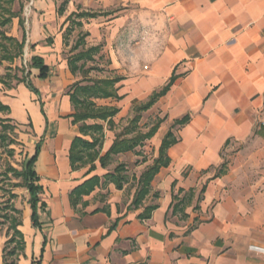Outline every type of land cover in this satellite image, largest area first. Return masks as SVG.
Here are the masks:
<instances>
[{
  "label": "crops",
  "instance_id": "0c3cea01",
  "mask_svg": "<svg viewBox=\"0 0 264 264\" xmlns=\"http://www.w3.org/2000/svg\"><path fill=\"white\" fill-rule=\"evenodd\" d=\"M63 2L36 0L29 20L26 46H35L31 57L50 68L46 78L31 70L38 93L23 83L0 84V101L10 109L0 115L30 127L27 159L41 143L34 164L40 226L29 195L16 264H264V254L249 249L264 248V0H70L61 13ZM82 12L97 17L82 19L83 27L67 35L68 18ZM82 34L85 46L75 51ZM10 36L21 40L23 30L21 39ZM96 47L94 60L106 61L105 78L119 79L122 98L97 101L119 109L112 129L103 123L101 155L133 119L134 107L173 83L141 115L143 133L161 121L155 135L105 169L95 161L91 171L90 163L70 161L73 141L83 135L68 94L82 73L73 74L68 61ZM18 61L0 65V75ZM169 132L177 139L167 151L169 165L135 209L137 179ZM113 162L131 175L121 190L105 183ZM93 177L100 185L74 204L72 191ZM152 205L150 218L141 219Z\"/></svg>",
  "mask_w": 264,
  "mask_h": 264
},
{
  "label": "trees",
  "instance_id": "16d2710c",
  "mask_svg": "<svg viewBox=\"0 0 264 264\" xmlns=\"http://www.w3.org/2000/svg\"><path fill=\"white\" fill-rule=\"evenodd\" d=\"M69 2L70 0H64L59 9L61 13L65 10V7ZM16 3H18L19 6L18 11L14 9ZM25 7L26 3L24 0H0V65L6 62L12 66L17 60L21 61L20 66H16L15 68L8 67L6 69V74L0 75V84L5 88H11L14 82L17 84L23 83L30 91L37 94L38 91L31 81V70L38 69L40 71V77L46 78L50 72V68L39 56H32L25 63L24 55L27 45L26 20L23 16ZM95 17H97V14L86 12L72 14L68 18L71 25L67 29V35H70L75 29H81L83 27V23L81 22L82 19ZM14 19L19 20V25L23 30V37L21 40L8 34V27L13 23ZM86 36V34L79 36L73 50L76 51L81 46L84 48ZM29 48L32 50L35 46H29ZM98 52L99 47H96L87 50L83 49L79 53L70 56L68 62L72 73H90L87 71L90 69H86V65L88 62L94 61V56ZM118 82L119 79L117 78L88 80L87 82L78 81L69 90L68 95L75 109L73 123H81L80 132L83 135V137H76L71 147L70 161L73 167L90 163V170L92 171L96 168L94 162L98 160L101 166L105 169L109 166L114 157L127 152H133L137 147L142 146L146 140L152 138L157 132L161 124L160 120L147 133H143L139 130L141 115L151 109L155 103L169 91L173 80H171L169 85L160 92L153 93L147 103L136 105L134 107L135 116L133 119L129 122L128 126L116 136L111 148L104 155H101L104 145L105 127L103 123L106 122L107 126L112 129L114 127L113 118L118 114L119 109L112 106H100L97 101L122 99L119 97L116 88ZM9 111V107L5 106L0 101V114L8 113ZM188 119L189 118L187 117L178 121L177 125L185 124ZM88 121H95V123L88 124ZM0 122V138L5 141L6 136L9 135L8 133H15V127L10 124V119H2ZM87 136H90L91 140L84 138ZM15 141V139H11L9 145L16 143ZM176 142L177 139L174 137L173 133L169 132L162 141L158 158H156L153 161V164L148 166L139 179H137V190L131 205L135 209L142 206L150 194L151 183L161 168L169 165L167 151ZM40 149L41 143L37 145L35 155L25 160L21 171L13 168L10 169V171H12L18 178L23 180V187L30 195L29 203L33 209L32 221L35 227L40 226L37 215V206L40 201L39 194L42 191V188L38 184L39 177L34 171V164ZM13 153L14 152H11V154ZM127 172L126 165L119 164L112 172H109L104 176L105 183H112L117 189L121 190L128 182ZM100 181L101 179L99 177H93L73 190L71 193L73 203L77 204L84 196L90 195L95 188L100 185ZM156 208L157 206L155 205L146 207L139 217L141 219L150 218L151 213ZM176 208H178V204L174 206V211H176ZM13 212L18 213L19 211L13 208ZM5 218L10 223L9 229L13 232V235L3 249V264H16V259L24 250L25 245L23 235L18 230V227L22 222L20 218L15 215L5 216Z\"/></svg>",
  "mask_w": 264,
  "mask_h": 264
},
{
  "label": "rangeland",
  "instance_id": "374dc122",
  "mask_svg": "<svg viewBox=\"0 0 264 264\" xmlns=\"http://www.w3.org/2000/svg\"><path fill=\"white\" fill-rule=\"evenodd\" d=\"M26 3V7L23 13V16L26 20V32L27 37H29V20L36 16L35 5L36 0H24ZM16 11L19 10L18 3H16L15 8ZM8 34L17 35L21 39L22 30L18 25V21L15 20L13 25L8 28ZM69 50V49H68ZM70 54V51L67 55ZM31 58V52L29 45L25 48V63ZM21 61H18V66H20ZM102 65L106 66V61L102 60V58H95L93 62H88L86 68H92L93 70L87 74L78 75L79 81L87 82L88 80H97L101 78H105L109 76V72L106 67H101ZM3 70V69H1ZM5 69L3 70V73ZM20 75V73H19ZM99 105H107L108 101H99ZM111 104V103H110ZM3 115H0V121L5 119ZM1 123V122H0ZM15 127V133H8L6 136V140L3 141L0 138V264H3L2 259V249L5 246L6 241L9 236L12 234V231L9 230L10 223L6 220L5 216H18L22 218V214L27 207L29 194L27 190L23 187V180L18 178L12 171L11 168L21 171L23 169V164L25 160H27V156L29 155V149L31 147V130L30 127L27 126L26 129H21L17 126L14 121L10 123ZM124 124H121L123 127ZM1 129V125H0ZM120 129V128H118ZM15 139L16 143L9 145L10 140ZM11 152H14L11 154ZM150 156V155H148ZM118 163L113 162L110 167V171L112 172ZM133 173V170H132ZM131 175H128L129 178ZM13 208L18 210V213L13 212Z\"/></svg>",
  "mask_w": 264,
  "mask_h": 264
},
{
  "label": "built area",
  "instance_id": "2783aa9c",
  "mask_svg": "<svg viewBox=\"0 0 264 264\" xmlns=\"http://www.w3.org/2000/svg\"><path fill=\"white\" fill-rule=\"evenodd\" d=\"M264 125V124H263ZM250 251H253V252H258V253H261V254H264V248L263 247H260V246H256V245H252L249 247Z\"/></svg>",
  "mask_w": 264,
  "mask_h": 264
}]
</instances>
